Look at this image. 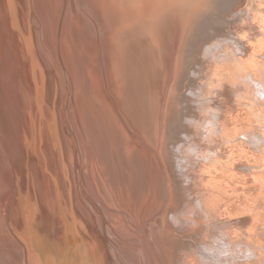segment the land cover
<instances>
[{
  "label": "bare ground",
  "instance_id": "obj_1",
  "mask_svg": "<svg viewBox=\"0 0 264 264\" xmlns=\"http://www.w3.org/2000/svg\"><path fill=\"white\" fill-rule=\"evenodd\" d=\"M216 1L234 33L214 35L201 47V0H72L79 13L64 6V24L55 16L61 1L55 7L34 0L33 30L32 0H0V243L11 263L20 264L22 256V264H116L101 200L107 209L115 203L132 209L145 196V220L164 212L136 231L137 264H199L201 247L224 236L254 250L248 264H264V144L252 143L254 136L264 139V99L257 96L264 89V0ZM80 3L94 13L95 24ZM92 36L108 45L98 53L99 66L85 46ZM210 45L212 57L205 54ZM174 46L176 77L164 97L166 78L150 84L148 57H165ZM186 52L199 57L195 74L205 76L190 95L177 77ZM167 70L173 75L169 63ZM43 98L51 120L59 117L57 104L71 100L76 137L63 138L60 152L58 134L39 121ZM174 101L187 103V113ZM166 107L176 117L162 116ZM58 127L59 136L65 134L66 124ZM165 127L176 131L171 153ZM132 132L155 156L139 148ZM73 153L103 218L91 216L92 206L73 182ZM150 160L149 178L144 164ZM189 211L191 222L177 227L168 220L170 213Z\"/></svg>",
  "mask_w": 264,
  "mask_h": 264
},
{
  "label": "rangeland",
  "instance_id": "obj_2",
  "mask_svg": "<svg viewBox=\"0 0 264 264\" xmlns=\"http://www.w3.org/2000/svg\"><path fill=\"white\" fill-rule=\"evenodd\" d=\"M51 1L53 2V5H55V7H56V0H51ZM59 1H61V3H62V11H61V13L60 12H56L55 16L57 17V20H59L61 22V24L63 23V21L65 19V16H66L65 13L66 12L68 13L70 11L71 14L72 13H75V14L79 13L78 8L73 5L72 0H59ZM219 4H218V2L216 0H201V4H200V7H199V15H198V17L196 19L197 20V25H199L200 29L202 30V32L200 30V33L202 34V36H200L201 37L200 40L203 41V46H201V47H205L206 44L209 43V42L212 43L214 35H216V36H224V35H227L229 33L228 35H230V37H231L232 33H234V30L232 31L231 28L229 30V28H226L224 26V24H225L224 21L228 20V16H226V18H225L224 12L220 11L221 9H223V4L222 5L221 4L219 5ZM80 5H81V3H80ZM217 5H219V6L217 7ZM64 6H67L68 9H65ZM81 8H82V14L84 16L86 15L87 17H89L92 20V22L95 24V21H93L94 13L92 11H90L87 7L85 8L83 3L81 5ZM64 9L66 10V12H63ZM217 9H219V11ZM55 11H58V10H55ZM219 12H222V15L219 14ZM36 14L37 13L34 11V0H32V12H31V15H30V20H29V25H31V29L32 30H33V28L36 25L35 21H34L35 16H37ZM221 16H222L223 19L220 18ZM63 17H64V19H63ZM58 24H59V22H58ZM225 30H226V33H225ZM185 34H187V33H185ZM203 34H204L205 37L203 36ZM84 40H85V37H84ZM91 40H93V42H91V44L86 42L85 46H87L86 47L87 50H91L92 52L96 53V55H97L96 64L99 66L98 53H99V51L101 52L102 49H107L108 50V45L101 46V44L99 43L100 42L99 41V37H95L94 38L92 36ZM175 41H176L175 43H172L173 45H175L178 42L177 40H175ZM102 42H103V40H102ZM134 43L138 46V44H137L138 42H134ZM174 47L176 48V46H174ZM136 48L139 50V46L136 47ZM172 49H174V48L170 47L169 50L171 52L169 51L170 53H165V55H166L165 57L164 56L162 57V55H160V53H156L154 55V57H152L151 55L150 56L148 55L149 56L148 58H150V59H148V64L151 65V66H149V68L151 70H152V68L154 69V70L151 71L147 67V69H148L147 73H148V77H149V80H150V84H152L153 86H158V85H160L161 78H163V79L166 78V80L164 82L167 85H165L162 88V90L165 91L164 92V97H165V94L168 91H170V89H171L170 85L171 86L173 85L174 78L176 77V76L174 77L175 74H174V61L173 60L175 59L174 57L177 54L178 50H177V48L175 50H172ZM110 50L112 51V47L110 48ZM151 57H152V60H151ZM184 57H185V60H184L185 64L183 62V65H181L183 73L182 72H181V74L178 73L177 77H178V79H180V80H182L184 82L183 84L186 86L184 88V90H185L187 95H190L191 89H194L196 87L194 81L197 79L198 84H203L205 82L204 81V77L205 76L203 77L201 75H198V74L196 75L195 74V68H196V70L198 69V65H195V63L199 61V57L194 56L191 53H187V52H186V54H184ZM150 60H151V62H150ZM188 60H189L190 63L188 62ZM191 60H192V62H191ZM166 63H169V67L171 69H173L172 70L173 71V75H171L172 73L169 72L170 69H169V71L167 70V72L165 71L166 70ZM193 63H194V66H193ZM188 66H190V68ZM160 68H162V69L160 70ZM184 69H186V70H184ZM187 70H189L188 71L189 73L187 72ZM184 71H185V73H184ZM186 72L189 75L186 74ZM184 74L188 75V76H185ZM181 75L182 76L184 75V77H182ZM185 80H187V81H185ZM122 88L125 89V87H122ZM46 89H47V87H46ZM46 89H45V92H46ZM168 93H167V95H168ZM178 97L182 98L181 94ZM69 101L71 102L70 99H67V101H61L62 103L59 102V104H62V106L60 105V107H59V104H57V107L54 109V111L56 110L57 112L60 113V114H58L59 117L56 118L57 120H59V118H61L59 120V122H58V121H56V119L55 120H51V118L49 117L48 114H49L50 110H49V107H47V105H46V99L43 98V103H42V107H41V119H39V121L41 122V124L43 126V129H45V131H47V126H50V128L56 133V137H57V134H58L57 144H55V146H56L55 147V151L56 152L62 151V148L64 147L63 144L65 143L63 138L65 139V141L67 143V141L70 140L69 139V135H73V136L76 137V133H75L76 131H74L73 126H71V122H70V119H69V113H68L69 110H70V102ZM194 104L195 103H192L191 105H194ZM173 105H174V108L176 110L177 109H182L184 111L183 113H187V109H186L187 106H188L187 103L183 104V103H180V102L178 103L177 101H174ZM184 105H186V106H184ZM196 105H197V103H196ZM179 107H181V108H179ZM114 108H115V111H116V115H118V112H117V109H116L115 105H114ZM166 109L164 108L165 112H163L162 116H165V115L168 116L169 115L170 117L172 116L173 118L176 117V113H174L173 111L169 110L167 107H166ZM66 115H67V118H66ZM53 121H54V123H52ZM60 122L61 123H65L66 126H67L66 127L67 129H64V133L65 134L61 133L60 136H59L61 127L59 128L58 125H59ZM184 123L187 124L186 119L184 120ZM165 130L163 131L164 132L163 134L166 135V136H164L165 137L164 141H167L166 143L169 142L168 144H169L170 150L168 148V152L170 151V153H171L172 152V150H171L172 138L175 135V134L173 135V133L174 132L176 133V131H174L171 128L168 129L166 127H165ZM46 134H47V132H46ZM46 134H45V137H47ZM135 134L132 132L131 136L136 137L135 139L138 140V141L140 140L139 142H141V144L139 145V148H141V149L143 148L146 152L150 153L152 156H155L153 151L150 152L152 148L145 147L142 144L141 139L139 138L140 136L139 135H135ZM168 135H170V136H168ZM134 137H131V139H133V141H134ZM166 137L169 138V140ZM175 137H176V135H175ZM179 137H182V134L177 136V138H179ZM153 139H155V138L153 137ZM69 144H70V142H69ZM45 150L47 151L46 148H45ZM166 153H167V151L165 152V154ZM78 157L73 153V159H74V164H75V169H76V174L73 175L74 177L72 176L73 182L78 184V185H80V189H81L82 195L85 197V199L92 206L93 210L91 209V216H94L93 215V212H94L97 216L100 214L101 217L103 218V215H102L103 213L96 207L95 201H91L90 197L87 194L88 193V188H87L88 182L86 184V181H87L86 177L87 176H84L85 173L87 175V172H86V170H83ZM148 163H149L148 165L144 164V167L147 170L146 172H148V174H149V172L151 171V165L153 163H151V160ZM78 175H79V177H78ZM78 178H79V180H78ZM149 178H150V174H149ZM90 180H91V178H90ZM49 181H50V184L53 185V183L56 182V179H55V177L49 176ZM92 182L93 181L91 180V183ZM83 183H85V185H87V186H84ZM25 185H27V184H25ZM28 186H29V184H28ZM94 190H95V188H94ZM95 193L97 195V191L96 190H95ZM50 194L52 195V192H49V195ZM54 201H55V199H54ZM96 203H98V202L96 201ZM101 203H102V205L104 206V208L106 209V212H107V214L105 215V220L106 219L108 220V221L106 220V222H107L106 229H109V231L106 234V236H107L108 239H110L112 241V248H114L116 250V253L118 254V258L117 257L113 258L114 262L116 264H137L138 263L137 257H139L138 254L140 252V245L138 243L139 235L136 233V231L141 229V227L143 225L142 224L143 221H146L145 224H144V229H145L147 224H153L155 219L163 214L164 210L159 211L153 217H150L148 220H145L146 217H148L147 209H148V205L150 203V199L149 198L147 199V197H145V196H143V198L140 199V201H138L136 204H134L136 206L133 207L132 209H130L129 206L124 207L120 203L119 204L117 203V205H118L117 206L116 203H115V206L113 207V209H112V205L108 206V208L110 209L109 210L104 205L102 200H101ZM117 209H118V211H117ZM47 213H50V212L48 211ZM49 217H52V216L48 215V218ZM54 217H55V215H54ZM59 226H60V224H59V222H57L56 228H58ZM59 230H60V228H59ZM0 237H2L1 233H0ZM16 238H17L18 241L22 240L19 235H16ZM16 238L13 239V240L18 243ZM21 257L17 256V258H19L20 260L23 261V259ZM22 261H21L20 264H22ZM0 264H13L9 260L8 256L5 254V248H4V244L3 243H0ZM151 264H153L152 261H151ZM155 264H157V263L155 262Z\"/></svg>",
  "mask_w": 264,
  "mask_h": 264
},
{
  "label": "clouds",
  "instance_id": "obj_3",
  "mask_svg": "<svg viewBox=\"0 0 264 264\" xmlns=\"http://www.w3.org/2000/svg\"><path fill=\"white\" fill-rule=\"evenodd\" d=\"M205 54L212 57L213 49L210 46L205 48ZM257 96L261 99H264V89H258ZM205 115H208L206 112ZM207 131L211 133L213 131V124L211 121L207 124ZM252 143L256 146L264 144V139L259 137H252ZM177 151H180V148H177ZM189 154L193 153V150L188 149ZM211 155V154H207ZM200 158H207V156H202ZM199 202L197 207H199ZM193 212L189 211L187 213H170L168 220L175 226L179 227L181 223L191 222L193 219ZM200 260L199 264H248V262L256 258V253L251 247H246L243 244L233 245L230 242L229 237L224 236L219 240H214L211 243V246L204 245L200 250Z\"/></svg>",
  "mask_w": 264,
  "mask_h": 264
}]
</instances>
